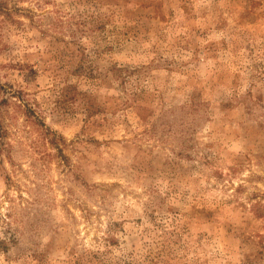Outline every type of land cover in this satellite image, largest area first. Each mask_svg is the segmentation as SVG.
Segmentation results:
<instances>
[{"label": "rangeland", "instance_id": "1", "mask_svg": "<svg viewBox=\"0 0 264 264\" xmlns=\"http://www.w3.org/2000/svg\"><path fill=\"white\" fill-rule=\"evenodd\" d=\"M0 264H264V0H0Z\"/></svg>", "mask_w": 264, "mask_h": 264}]
</instances>
